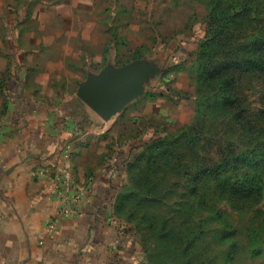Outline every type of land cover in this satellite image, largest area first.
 <instances>
[{
    "label": "rangeland",
    "instance_id": "rangeland-1",
    "mask_svg": "<svg viewBox=\"0 0 264 264\" xmlns=\"http://www.w3.org/2000/svg\"><path fill=\"white\" fill-rule=\"evenodd\" d=\"M208 13L209 0H0V119L9 110L20 108L16 114L22 117L23 109L42 108L48 117L58 112L74 128L66 144L71 153H84L87 165V182L78 185L86 187L102 175L109 180L102 202L109 206L105 217L113 227V249L127 252L125 264H140L145 253L128 210H115L118 195L132 188L128 164L134 153L196 121H202L208 144L245 150L260 142L230 116L201 114L191 68L207 34ZM136 59L150 63L154 74L143 81L138 97L103 120L79 98L80 84L104 68ZM238 88L247 114L264 124V74L242 77ZM208 144L203 142L196 154L182 146L178 169L165 164L149 171L156 189L164 191L162 214L176 215L185 202L184 166L210 162ZM214 187L211 181L203 189ZM212 201L238 230V254L228 262V245L211 246L208 239L200 253L214 264H264V257L252 256L249 249V228L264 221V197L250 211L224 199ZM136 209L158 212L142 202ZM191 215L202 216L195 210ZM209 222L203 220L210 230L219 228ZM259 243L264 247V232Z\"/></svg>",
    "mask_w": 264,
    "mask_h": 264
},
{
    "label": "trees",
    "instance_id": "trees-1",
    "mask_svg": "<svg viewBox=\"0 0 264 264\" xmlns=\"http://www.w3.org/2000/svg\"><path fill=\"white\" fill-rule=\"evenodd\" d=\"M263 23L264 0H209L207 34L191 68L199 105H203L201 114L230 116L260 142L245 150L221 146L220 142L208 144L202 121H196L184 126L177 135L160 137L134 153L128 164L132 188L118 195L115 210H128V218L135 221L145 252L140 264H214L210 256L199 251L207 239L211 246L227 244V260L235 262L238 230L212 198L250 211L264 197V124L256 123L247 114L238 88L242 77L264 74ZM203 142L204 146L208 144L211 161L193 160L191 165L185 164V202L178 204L176 215L162 214L164 191L156 189L149 171L165 164L173 169L182 167L178 156L182 146L196 154ZM211 181L215 187L206 192L203 186ZM137 202L158 212L136 209ZM193 210L202 216L194 218ZM204 219L217 223L219 228L210 230L203 224ZM263 232L264 221L249 228L252 256L264 257V247L259 243Z\"/></svg>",
    "mask_w": 264,
    "mask_h": 264
},
{
    "label": "crops",
    "instance_id": "crops-1",
    "mask_svg": "<svg viewBox=\"0 0 264 264\" xmlns=\"http://www.w3.org/2000/svg\"><path fill=\"white\" fill-rule=\"evenodd\" d=\"M17 109L0 119V264H125L127 252L113 249L105 217V176L88 181L78 214H58L64 174L70 171L78 184L87 180L84 153L61 158L74 128L58 112L23 109L21 117ZM42 166L50 174H39Z\"/></svg>",
    "mask_w": 264,
    "mask_h": 264
},
{
    "label": "water",
    "instance_id": "water-1",
    "mask_svg": "<svg viewBox=\"0 0 264 264\" xmlns=\"http://www.w3.org/2000/svg\"><path fill=\"white\" fill-rule=\"evenodd\" d=\"M153 66L136 59L119 68H104L97 75H89L78 89L79 98L103 120L120 113L138 97L143 81L154 74Z\"/></svg>",
    "mask_w": 264,
    "mask_h": 264
},
{
    "label": "built area",
    "instance_id": "built-area-1",
    "mask_svg": "<svg viewBox=\"0 0 264 264\" xmlns=\"http://www.w3.org/2000/svg\"><path fill=\"white\" fill-rule=\"evenodd\" d=\"M70 144H65L62 148L61 158L63 160L69 161L72 157ZM39 174L45 175L50 174L48 167L42 166L38 170ZM91 184V182H90ZM90 186L82 187L78 185L75 178L69 171L64 174L61 185L59 186L58 196L60 195V206L58 209V214L60 216H72L79 213L78 203L83 199H87V193L89 192ZM56 218L52 220L49 228H55ZM53 230V229H51Z\"/></svg>",
    "mask_w": 264,
    "mask_h": 264
}]
</instances>
